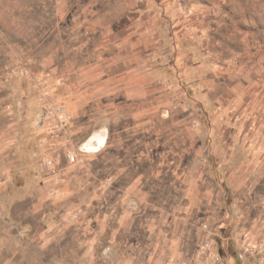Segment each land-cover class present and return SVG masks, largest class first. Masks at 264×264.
Returning a JSON list of instances; mask_svg holds the SVG:
<instances>
[{"label":"rangeland","instance_id":"obj_1","mask_svg":"<svg viewBox=\"0 0 264 264\" xmlns=\"http://www.w3.org/2000/svg\"><path fill=\"white\" fill-rule=\"evenodd\" d=\"M175 1L207 11L216 55L233 62L264 105V0ZM162 7L157 0H0V264L115 263L100 248L88 257L82 245L85 237L109 236L131 211L115 204L120 193L109 192V153L134 152L129 148L152 133L137 125L138 98L122 81L138 60L125 28L148 23L141 10ZM104 37L109 45L100 47ZM92 138L95 147L84 145ZM109 139L120 149L109 151ZM180 195L161 194L169 201L158 209L142 202L136 217L162 219L138 225L132 243L147 250V234L160 229L177 247L200 251L192 264H264V238L253 243L250 233L252 216L263 209L226 208L213 223L217 210L199 207L197 194L190 196L196 207L178 208ZM241 221L243 246L235 255Z\"/></svg>","mask_w":264,"mask_h":264},{"label":"crops","instance_id":"obj_2","mask_svg":"<svg viewBox=\"0 0 264 264\" xmlns=\"http://www.w3.org/2000/svg\"><path fill=\"white\" fill-rule=\"evenodd\" d=\"M157 1L164 7L141 10L139 16L147 17L148 23L125 28L130 35L124 38L137 47L138 60L122 79L138 98L137 125L152 137L145 135L129 148L137 152L109 153V192L120 193L115 204L132 214L125 210L109 236L81 238L85 255L93 257L100 248L114 264H192L199 255L198 250L193 254L177 247L173 234L156 228L152 232L149 227L147 250L138 241L132 243L140 235L134 233L138 225H156L162 219L158 214L136 217L135 210L139 215L142 202L146 208L164 207L169 201L161 197L165 192L185 196L176 200L178 208L196 207L190 196L197 194L199 207L218 211L211 217L213 223L226 208L264 210V120L256 118L264 117L263 103L243 85L233 62L216 55L206 10L184 8L174 0ZM104 38L100 47L109 45V37ZM117 141L109 139V151L114 146L120 149ZM244 193L254 195L248 204L242 200ZM252 217L250 233L256 243L264 238V212ZM238 225L235 255L243 246L242 221ZM41 239L50 246L47 238ZM178 257L181 261H176Z\"/></svg>","mask_w":264,"mask_h":264},{"label":"built area","instance_id":"obj_3","mask_svg":"<svg viewBox=\"0 0 264 264\" xmlns=\"http://www.w3.org/2000/svg\"><path fill=\"white\" fill-rule=\"evenodd\" d=\"M69 158H70V160L72 161V162H75L76 161V156H74V155H71V156H69ZM210 243L209 242H206L205 244H204V250L207 252V250L208 249H210ZM204 251V252H205ZM205 252V254H206V256H208V253H206Z\"/></svg>","mask_w":264,"mask_h":264},{"label":"flooded vegetation","instance_id":"obj_4","mask_svg":"<svg viewBox=\"0 0 264 264\" xmlns=\"http://www.w3.org/2000/svg\"><path fill=\"white\" fill-rule=\"evenodd\" d=\"M93 139H94V138H92L91 140L88 139L89 141L87 140L88 142H86L84 145H87V146H94V141H93ZM97 145H98V144H97ZM97 145H96V147H97ZM101 145H102V143H101ZM94 147H95V146H94ZM92 148H93V147H92Z\"/></svg>","mask_w":264,"mask_h":264}]
</instances>
